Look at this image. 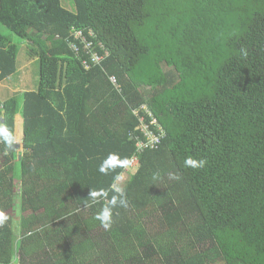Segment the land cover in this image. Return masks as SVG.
<instances>
[{"label":"trees","instance_id":"1","mask_svg":"<svg viewBox=\"0 0 264 264\" xmlns=\"http://www.w3.org/2000/svg\"><path fill=\"white\" fill-rule=\"evenodd\" d=\"M72 1L0 0V82L18 52L1 27L38 62L36 90L0 99V126L23 119L0 140V262L264 264V0ZM141 105L165 136L138 151ZM109 153L127 164L103 174ZM114 187L129 203L105 228Z\"/></svg>","mask_w":264,"mask_h":264},{"label":"clouds","instance_id":"2","mask_svg":"<svg viewBox=\"0 0 264 264\" xmlns=\"http://www.w3.org/2000/svg\"><path fill=\"white\" fill-rule=\"evenodd\" d=\"M0 140L3 143L11 148L14 146L16 142L15 136L11 131L7 129V127L0 126ZM205 160H196L191 156L185 159V166L191 168H202L205 165ZM127 164V160L121 159L116 153H109L100 163L98 170L103 174H107L109 170L115 169L117 167H124ZM172 179H179L174 173L169 174ZM159 174H154L153 180L159 179ZM112 192L111 197L109 198V190L94 189L90 190L88 197L92 201V203H98L102 198H109V202L107 205H104L102 209L96 214L95 219L100 222L102 226L105 228L109 227L112 222L113 208L119 206L122 208H126L128 206L127 194L123 187H114L110 189ZM3 217H0L2 220Z\"/></svg>","mask_w":264,"mask_h":264},{"label":"rangeland","instance_id":"3","mask_svg":"<svg viewBox=\"0 0 264 264\" xmlns=\"http://www.w3.org/2000/svg\"><path fill=\"white\" fill-rule=\"evenodd\" d=\"M62 5L66 7L68 10H74V4L72 0H61ZM1 30L5 33L6 37L9 39V41L12 44H15L18 48L17 52V71L12 74L9 78H7V81L5 86L0 87V99L6 100L9 97H11L13 94L10 90L9 92H6L4 90H7L8 88H15L16 84L19 85L18 88L20 90H23L24 88L28 86H35L38 82V62L36 60H29L28 62L27 58V51L29 50V43L26 40L20 39L18 36L10 32L9 30L4 29L1 27ZM27 60V61H26ZM35 61V62H33ZM21 86V87H20ZM32 88V87H31ZM18 89V90H19ZM30 89V88H27ZM25 91V89L23 90ZM22 93V92H21ZM18 140V139H17ZM3 157H0V169H1V163L3 161ZM136 167H128L127 172L123 173L120 178L117 180L116 185L120 186L122 185L127 178L129 177V173L135 172ZM28 214V213H25ZM15 215V214H14Z\"/></svg>","mask_w":264,"mask_h":264},{"label":"built area","instance_id":"4","mask_svg":"<svg viewBox=\"0 0 264 264\" xmlns=\"http://www.w3.org/2000/svg\"><path fill=\"white\" fill-rule=\"evenodd\" d=\"M72 36L75 39H80V41L83 43V48L86 50L91 49L92 42L87 41L86 37L83 35V33L80 30H74L71 32ZM90 36H93V32L90 30L89 31ZM74 51L78 52V47L73 45ZM107 55V52L104 53ZM102 56L100 54H97L96 52L91 53L89 60L88 59H83L82 65L85 69H88L90 67V63L92 64H97L101 61ZM112 82L115 83V79L111 77ZM142 110L145 111L147 116L149 117V120L146 121L144 119V116L138 115V109H135L133 111L134 114L138 115L139 117V130L142 133L143 138L138 139L136 142V147L138 151H142L145 148H156L162 139L165 136L164 130L161 127V125L157 122L156 118L153 116V114L149 111V109L145 105H141L140 107ZM153 127V128H152ZM157 131H155V130ZM137 165V159L136 157H132L128 163V167L134 168ZM0 264H3L0 262Z\"/></svg>","mask_w":264,"mask_h":264},{"label":"crops","instance_id":"5","mask_svg":"<svg viewBox=\"0 0 264 264\" xmlns=\"http://www.w3.org/2000/svg\"><path fill=\"white\" fill-rule=\"evenodd\" d=\"M27 58H28V62L27 63H30L29 62V60H36L37 61V58L35 57V56H32V57H29V55H28V53H27ZM27 61V60H26ZM33 62H35V61H33ZM18 69V68H17ZM11 76V75H10ZM9 76V77H10ZM8 77V78H9ZM6 82H8L7 81V79H5V80H3V81H1L0 82V87H3V86H5V84H6ZM37 85H38V82H37V84L33 87V86H28V87H26V88H24L25 89V91H33V90H36L37 89ZM16 87L13 89V88H8L7 90H4V91H6V92H9L8 90H10L11 92H12V94L13 95H15V94H17V93H20V92H25V91H23V90H20L19 88H18V86L19 85H15ZM21 87V86H20ZM32 87V88H31ZM27 88H30V89H27ZM19 89V90H18ZM12 95V96H13ZM2 100V99H1ZM22 134H23V119H22V117H21V115L20 114H17L16 116H15V125H14V136H15V138H16V143L17 144H19V143H21V137H22ZM18 139V140H17Z\"/></svg>","mask_w":264,"mask_h":264}]
</instances>
